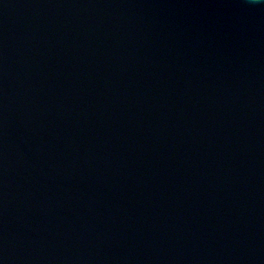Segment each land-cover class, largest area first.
Returning a JSON list of instances; mask_svg holds the SVG:
<instances>
[{
  "label": "water",
  "instance_id": "1",
  "mask_svg": "<svg viewBox=\"0 0 264 264\" xmlns=\"http://www.w3.org/2000/svg\"><path fill=\"white\" fill-rule=\"evenodd\" d=\"M0 264H264V0H0Z\"/></svg>",
  "mask_w": 264,
  "mask_h": 264
}]
</instances>
